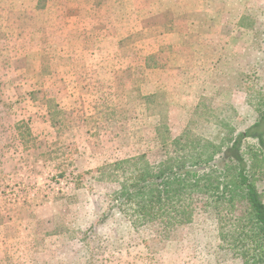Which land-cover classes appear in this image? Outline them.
<instances>
[{"label": "rangeland", "instance_id": "374dc122", "mask_svg": "<svg viewBox=\"0 0 264 264\" xmlns=\"http://www.w3.org/2000/svg\"><path fill=\"white\" fill-rule=\"evenodd\" d=\"M263 111L264 0H0V264H244L204 198L164 235L102 168L205 158Z\"/></svg>", "mask_w": 264, "mask_h": 264}, {"label": "trees", "instance_id": "16d2710c", "mask_svg": "<svg viewBox=\"0 0 264 264\" xmlns=\"http://www.w3.org/2000/svg\"><path fill=\"white\" fill-rule=\"evenodd\" d=\"M248 137L264 148V111L248 130L205 158L169 157L154 166L141 157L102 169L118 181L122 171L115 202L121 212L131 209L133 224L160 225L166 235L193 220V203L200 196L217 216L221 240L244 264H264V200L253 179L264 158L244 146Z\"/></svg>", "mask_w": 264, "mask_h": 264}]
</instances>
